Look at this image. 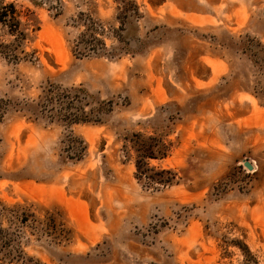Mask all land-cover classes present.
I'll use <instances>...</instances> for the list:
<instances>
[{"label":"rangeland","instance_id":"1","mask_svg":"<svg viewBox=\"0 0 264 264\" xmlns=\"http://www.w3.org/2000/svg\"><path fill=\"white\" fill-rule=\"evenodd\" d=\"M0 3L28 35L0 33V225L25 258L0 264H264V0ZM135 135L171 187L138 181Z\"/></svg>","mask_w":264,"mask_h":264},{"label":"trees","instance_id":"2","mask_svg":"<svg viewBox=\"0 0 264 264\" xmlns=\"http://www.w3.org/2000/svg\"><path fill=\"white\" fill-rule=\"evenodd\" d=\"M129 4L124 8V12L128 9ZM92 25L95 23L92 21ZM21 22L19 20L18 12L13 4L6 5L0 3V33L4 30L6 31L10 37H15L20 35V39L22 41L27 40L28 35L25 33H21ZM34 32V31H33ZM100 43V42H98ZM101 44V43H100ZM0 50L2 54L5 56L9 53L10 48L4 45H0ZM75 93H80L75 91ZM52 102V100H51ZM48 104V103H47ZM63 103H60V106H63ZM47 108V107H46ZM2 109H0L1 113ZM64 119L69 122L70 126L91 123V119L88 114L83 113L81 108L76 110V113H67V109L65 107L61 108L57 114H63ZM1 115V114H0ZM94 123L98 122L97 119L93 121ZM72 143H76L75 139H71ZM132 146L134 147V152L137 156L136 160V170H137V178L140 181L142 178H145L148 173L152 176L146 177L148 180L154 182V185L159 188H167L171 187L176 179L177 175L172 170H162L156 171L149 167L150 161L155 160H164L168 156V149L166 145L163 144L162 141L154 139V138H146L142 135H135L133 140L131 141ZM10 249V250H9ZM3 252L4 258L12 263L14 260H25L23 252L19 250L18 245L15 243V239L13 235L8 234L1 228L0 225V253ZM25 264H39L34 263L33 260H26Z\"/></svg>","mask_w":264,"mask_h":264},{"label":"crops","instance_id":"3","mask_svg":"<svg viewBox=\"0 0 264 264\" xmlns=\"http://www.w3.org/2000/svg\"><path fill=\"white\" fill-rule=\"evenodd\" d=\"M59 205L63 204L62 202L58 203ZM66 205V204H65ZM66 207V213L68 214L67 216H69L68 218L73 221V222H82L86 220V215L85 212L83 210H80L78 207H73V208H69V206H64ZM65 211V210H64Z\"/></svg>","mask_w":264,"mask_h":264},{"label":"water","instance_id":"4","mask_svg":"<svg viewBox=\"0 0 264 264\" xmlns=\"http://www.w3.org/2000/svg\"><path fill=\"white\" fill-rule=\"evenodd\" d=\"M244 167L249 171H254L253 166L249 162H244Z\"/></svg>","mask_w":264,"mask_h":264},{"label":"bare ground","instance_id":"5","mask_svg":"<svg viewBox=\"0 0 264 264\" xmlns=\"http://www.w3.org/2000/svg\"><path fill=\"white\" fill-rule=\"evenodd\" d=\"M253 169H255V167L253 166Z\"/></svg>","mask_w":264,"mask_h":264},{"label":"built area","instance_id":"6","mask_svg":"<svg viewBox=\"0 0 264 264\" xmlns=\"http://www.w3.org/2000/svg\"><path fill=\"white\" fill-rule=\"evenodd\" d=\"M72 138H70V141H71Z\"/></svg>","mask_w":264,"mask_h":264}]
</instances>
